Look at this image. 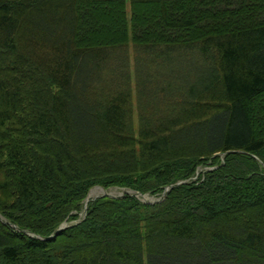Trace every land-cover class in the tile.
<instances>
[{
    "label": "trees",
    "instance_id": "trees-1",
    "mask_svg": "<svg viewBox=\"0 0 264 264\" xmlns=\"http://www.w3.org/2000/svg\"><path fill=\"white\" fill-rule=\"evenodd\" d=\"M127 2L0 0V264H264V0Z\"/></svg>",
    "mask_w": 264,
    "mask_h": 264
},
{
    "label": "rangeland",
    "instance_id": "rangeland-1",
    "mask_svg": "<svg viewBox=\"0 0 264 264\" xmlns=\"http://www.w3.org/2000/svg\"><path fill=\"white\" fill-rule=\"evenodd\" d=\"M192 6L194 5H189L188 6V9H190ZM198 6V5H197ZM196 6V7H197ZM153 12V10H150L148 11V14L147 16L143 19V22L145 23V25L143 26L144 28H152V25L150 23L151 20H153V15H151ZM127 14H128V17H130V14H131V8H130V2L128 0L127 2ZM108 18H110L112 20V24H113V27H115V29H117L118 27H120V18H119V12H118V9L116 7H113L112 9L109 10L108 14L106 15ZM257 17L259 18V16H256L254 18V20L256 21L257 20ZM251 20V18L249 19ZM253 20V19H252ZM251 20V21H252ZM154 30H157L155 28H153ZM110 33V31H109ZM109 33H105L106 34V37H108L107 39H109V41H113V39H111L112 36H110ZM116 54L117 56L120 55V49H117L116 51ZM175 56H178V55H175ZM154 57V56H153ZM150 58V57H147L145 55H142V59H141V62H142V71L140 72L141 76L144 78H147L148 76V73H154V70L159 72L160 76H159V80L156 82L157 84H164L165 82V79L167 80H172V77H185L187 78V74L190 75V71L192 69V62H191V57L189 56L188 57V60L190 61H185V62H182V63H177L175 65H168L167 66V69L164 68L161 64H156L154 62V59ZM120 62V61H119ZM116 62V63H109V64H105L103 66V68L101 69L102 71L106 72L107 70H112V69H115L116 66H119L121 63H122V60L121 62ZM118 63V64H117ZM129 68H130V71H131V83H132V86H133V94H134V91L135 90V84H136V62L134 60V56H133V49H132V46L130 45V49H129ZM151 67V69H150ZM172 69L174 71H172ZM149 71V72H147ZM97 73H99V70L96 71ZM119 72H120V69L117 71V75H119ZM188 81L191 80V77H188L187 78ZM177 84H181V82H177ZM154 87V86H153ZM149 88L151 89V91L154 89L152 88V85H149ZM148 99H150L153 103L154 102H158L159 99H160V96L155 93H153V95H150V97H148ZM147 98H145V100L147 101L148 100ZM133 100H134V106H135V102H136V95L134 94L133 95ZM262 102L264 103V99L262 100ZM258 110L256 111H260V108H257ZM137 109H136V106L134 107V121L137 123ZM256 126L258 128H264V114H259L257 116V119H256ZM212 165H210V162H206V163H202L200 165H198L197 167V170H196V175L199 174L202 170H205L209 167H211ZM195 175V176H196ZM94 187H102L104 188L102 185H94L91 189H93ZM106 190H108L109 192L113 193V194H121V193H125L127 191L129 192H133L130 188H127V187H119V186H110L108 188H104ZM91 191V190H90ZM89 191V192H90ZM100 193H103V192H100ZM139 196L141 198H145V199H156L157 198V195L156 194H151V193H146V194H139ZM82 211L80 212V215L82 216L83 213Z\"/></svg>",
    "mask_w": 264,
    "mask_h": 264
},
{
    "label": "water",
    "instance_id": "water-1",
    "mask_svg": "<svg viewBox=\"0 0 264 264\" xmlns=\"http://www.w3.org/2000/svg\"><path fill=\"white\" fill-rule=\"evenodd\" d=\"M180 182H181V180H177V181H175L174 183H171L169 186H167V187L163 190L162 195H161L157 200L162 199V198L164 197L166 191H167L170 187H172V186H174V185H176V184H179ZM102 194H108V195H112V196H121V195H123V194L115 195V194H113V193H111V192H104V193H102ZM102 194H97L96 196H98V195H102ZM88 201H89V198H86V202H85V206H84V211H85V212L87 211ZM0 216H1V215H0ZM65 226H67V224H66V223H62V224L57 228L56 232H55V233H52V234H50V235H48L47 238L52 237L54 234L58 233V232H59L62 228H64Z\"/></svg>",
    "mask_w": 264,
    "mask_h": 264
},
{
    "label": "bare ground",
    "instance_id": "bare-ground-1",
    "mask_svg": "<svg viewBox=\"0 0 264 264\" xmlns=\"http://www.w3.org/2000/svg\"><path fill=\"white\" fill-rule=\"evenodd\" d=\"M96 188H102V187H94L92 190H94V189H96ZM103 189H104V188H103ZM92 190H91V191H92ZM91 191H90V192H91ZM90 192H89V194H88V197H89V195H90ZM105 192H106V191H105Z\"/></svg>",
    "mask_w": 264,
    "mask_h": 264
}]
</instances>
